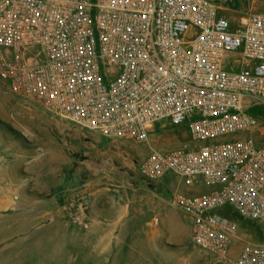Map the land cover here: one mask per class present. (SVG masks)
<instances>
[{"label": "built area", "instance_id": "1", "mask_svg": "<svg viewBox=\"0 0 264 264\" xmlns=\"http://www.w3.org/2000/svg\"><path fill=\"white\" fill-rule=\"evenodd\" d=\"M221 10L215 0H0V79L107 139L140 144L154 123L184 126L190 143L151 148L140 176L154 184L171 172L188 188L172 201L208 264H264V12L234 25ZM238 219L256 222L260 241Z\"/></svg>", "mask_w": 264, "mask_h": 264}, {"label": "rangeland", "instance_id": "2", "mask_svg": "<svg viewBox=\"0 0 264 264\" xmlns=\"http://www.w3.org/2000/svg\"><path fill=\"white\" fill-rule=\"evenodd\" d=\"M215 1L234 25L264 12V0ZM189 143L184 126L166 121L145 143L107 139L0 79V264H208L172 201L185 191L180 178L169 172L149 187L139 174L151 148ZM238 223L260 241L256 222Z\"/></svg>", "mask_w": 264, "mask_h": 264}, {"label": "crops", "instance_id": "3", "mask_svg": "<svg viewBox=\"0 0 264 264\" xmlns=\"http://www.w3.org/2000/svg\"><path fill=\"white\" fill-rule=\"evenodd\" d=\"M184 190H188V188L185 187ZM195 190H196V189H194V191H195ZM101 241H102V242H99V244H100V245L104 244V242H105L104 236L102 237Z\"/></svg>", "mask_w": 264, "mask_h": 264}, {"label": "water", "instance_id": "4", "mask_svg": "<svg viewBox=\"0 0 264 264\" xmlns=\"http://www.w3.org/2000/svg\"><path fill=\"white\" fill-rule=\"evenodd\" d=\"M145 183H146L147 186H149V187H151V186L153 185V183H151V182H146V181H145Z\"/></svg>", "mask_w": 264, "mask_h": 264}]
</instances>
